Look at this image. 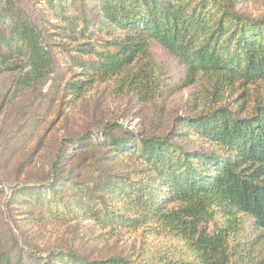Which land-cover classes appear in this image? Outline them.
<instances>
[{
  "label": "trees",
  "instance_id": "trees-1",
  "mask_svg": "<svg viewBox=\"0 0 264 264\" xmlns=\"http://www.w3.org/2000/svg\"><path fill=\"white\" fill-rule=\"evenodd\" d=\"M77 1L82 15L89 14L82 35L100 31L110 38L96 50L97 60L86 63L89 76L71 84L74 91L107 80L118 94L158 101L165 78L152 55L154 43L185 65L182 86L202 80L198 98L205 109L177 116L171 135L116 123L100 130L94 141L106 148L105 160L122 157L131 168L104 181L103 190L117 197L96 199L105 217L163 236L167 242L148 251L155 264H264V14L247 15L237 8L239 0ZM14 29L10 40L30 59L25 76L43 77L53 56L44 51L38 27L21 15ZM81 45L83 54L95 50ZM235 87L254 102L244 116L222 105ZM188 137L204 144L192 149L181 142ZM59 161L46 181L54 199L69 182ZM57 200V211L73 218L74 209ZM67 256L78 264H137L120 256ZM0 264H9V257L0 255Z\"/></svg>",
  "mask_w": 264,
  "mask_h": 264
},
{
  "label": "rangeland",
  "instance_id": "rangeland-1",
  "mask_svg": "<svg viewBox=\"0 0 264 264\" xmlns=\"http://www.w3.org/2000/svg\"><path fill=\"white\" fill-rule=\"evenodd\" d=\"M13 1L11 9L7 0H0V255L8 256L9 264H44L47 258V264H78L69 252L93 261L120 256L155 264L148 251L167 240L141 227L108 221L96 200L117 198L103 190V183L131 168L122 157L105 160L106 148L94 140L108 123L148 135H171L177 116H195L205 109L198 98L201 76L182 86L185 65L154 43L152 55L165 78L158 101L144 104L133 93L118 94L107 80L76 92L71 84L89 76L86 63L97 60L96 50L110 37L100 31L82 35L89 14L82 15L77 0ZM237 8L259 16L264 0H239ZM21 15L38 27L44 51L53 56L43 77L25 76L30 59L10 40ZM81 44L95 50L83 54ZM241 92L235 87L222 105L244 116L254 102ZM181 142L192 149L204 144L194 137ZM57 158L69 182L54 199L46 181ZM57 199L74 209L73 218L57 211Z\"/></svg>",
  "mask_w": 264,
  "mask_h": 264
}]
</instances>
